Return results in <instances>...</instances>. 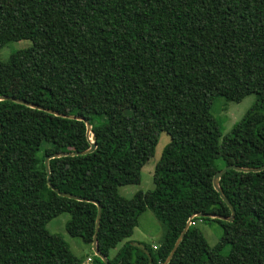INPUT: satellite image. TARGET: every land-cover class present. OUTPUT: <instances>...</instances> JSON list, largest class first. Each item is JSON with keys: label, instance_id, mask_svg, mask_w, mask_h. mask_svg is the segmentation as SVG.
I'll use <instances>...</instances> for the list:
<instances>
[{"label": "trees", "instance_id": "16d2710c", "mask_svg": "<svg viewBox=\"0 0 264 264\" xmlns=\"http://www.w3.org/2000/svg\"><path fill=\"white\" fill-rule=\"evenodd\" d=\"M5 1L0 49L30 46L0 62V97L86 119L96 147L49 160L52 186L88 201L61 197L44 158L89 149L85 123L0 101V264H83L45 226L68 213L66 233L90 246L89 201L101 206L97 247L108 264H162L191 216H230L213 176L264 165V0ZM249 95L255 102L220 141L212 102ZM161 133L169 142L153 189L121 197L118 187L139 184ZM219 186L233 221L194 217L168 264H264V170H227ZM146 210L163 227L160 244L126 242L112 255ZM198 222L222 229L213 247ZM89 264L103 262L93 254Z\"/></svg>", "mask_w": 264, "mask_h": 264}, {"label": "rangeland", "instance_id": "374dc122", "mask_svg": "<svg viewBox=\"0 0 264 264\" xmlns=\"http://www.w3.org/2000/svg\"><path fill=\"white\" fill-rule=\"evenodd\" d=\"M10 3L1 2L0 8H9ZM30 46L29 41H18L10 42L6 46L0 49V62H6L14 52L23 50ZM255 102V96L249 95L243 98L240 102H227L224 98H216L212 102L210 113L220 124L221 138L230 133L233 125L237 123L245 114V112ZM83 104L86 101L82 102ZM143 127L146 131L149 130V123L143 120ZM169 142V136L166 133H161L158 136V141L154 149L153 156L144 164L140 172L139 184L125 185L118 187V194L125 198L130 199L138 191L146 192L153 189L152 175L155 164L158 162L164 147ZM28 156H23L21 162L28 161ZM69 219L68 213H62L57 217L50 220L45 228L46 230L55 235H59L69 246L71 252L78 256L84 257L85 261L83 264H89V257L93 255V251L90 246L84 245L80 239L70 237L65 231V224ZM198 229L201 231L207 244L213 247L220 239L222 235V229L213 222H198ZM163 236V227L156 220L153 213L149 210L144 211L138 217V225L134 229L133 234L130 238L120 242L114 250H111V254L114 255L119 248L126 242L147 244L151 247L158 246ZM230 247L225 246L221 253L226 255L229 252ZM88 257V258H87Z\"/></svg>", "mask_w": 264, "mask_h": 264}, {"label": "water", "instance_id": "95a60500", "mask_svg": "<svg viewBox=\"0 0 264 264\" xmlns=\"http://www.w3.org/2000/svg\"><path fill=\"white\" fill-rule=\"evenodd\" d=\"M5 100L12 101V102L19 103V104H23L25 106H28V107H31V108H34V109L44 110V111H46V112H48L50 114L56 115V116H61V117L69 118V119L80 120V121H83L85 123V126H86L85 135H86L88 141L90 142L89 149H87V150H85L83 152H78V153H69V154H66V153H55V154H51L49 156H46L44 158V169H45V172H46L47 185L57 195H59L61 197H64V198L76 200V201H88V200H85L83 198H80V197H77V196H73L71 194L59 192L57 189H55L52 186V184L50 183V174H49V165L48 164H49V160L54 159V158H59V157H63V156L83 155V154L92 153L95 150V147H96V145H95V137L91 135V126H90L89 122L86 119L82 118V117H74V116L61 115V114H58V113L53 112V111H50V110H45V109H43L41 107H38V106L29 104V103H25L23 101L17 100V99L12 98V97H0V101H5ZM230 169L231 170L238 171V172H244V173H257V172H261V171L264 170V165L261 166V167H258V168H241V167L229 165V166L224 167L222 170L218 171L213 176V179H212L213 188L219 194L221 200L223 202H225V204L228 206V208L230 210V216L229 217H221V216H216V215H211V214H195V215L191 216L188 219L184 230L181 232L180 236L176 240V242H175L172 250L170 251L169 255L167 256L166 260L162 264H168L170 262L173 254L175 252V250L177 249L180 241L182 240L183 235L187 231V229L190 226L191 221H192V219L194 217H196V218L218 219V220H222V221H226V222L233 221V218H234V215H235L234 209L230 205V203L228 202V200L226 199V197L223 195V193H222V191L220 189V186H219V179H220V177L227 170H230ZM89 202L93 203L96 206V208H97V214H96V220H95V231H94V235H93V238H92L91 248H92L93 254L96 257H98L103 262V264H108V260L106 259L105 256H103L100 253V251L98 250V247H97V232H98L99 225H100L101 206L96 201H89Z\"/></svg>", "mask_w": 264, "mask_h": 264}]
</instances>
